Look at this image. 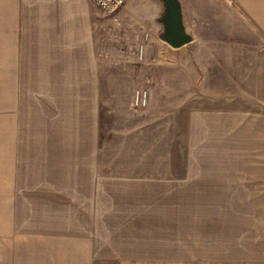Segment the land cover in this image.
<instances>
[{
	"label": "crops",
	"instance_id": "0c3cea01",
	"mask_svg": "<svg viewBox=\"0 0 264 264\" xmlns=\"http://www.w3.org/2000/svg\"><path fill=\"white\" fill-rule=\"evenodd\" d=\"M235 1L264 28V0ZM99 9L92 0H0V264H62L63 248L90 257L122 245L114 253L123 262L184 263L196 248L198 264H264V160L217 158L232 149L225 135L233 146L244 138L230 130L237 114L192 116L199 151L214 158L187 160L178 178L99 170ZM255 116L249 135L259 149L264 115ZM239 167L252 170L241 178ZM240 199L261 203L219 205Z\"/></svg>",
	"mask_w": 264,
	"mask_h": 264
},
{
	"label": "rangeland",
	"instance_id": "374dc122",
	"mask_svg": "<svg viewBox=\"0 0 264 264\" xmlns=\"http://www.w3.org/2000/svg\"><path fill=\"white\" fill-rule=\"evenodd\" d=\"M129 1L115 13L99 9L97 14V45L104 68L97 95L101 124L94 143L95 150L99 146L94 153L99 170L114 176L178 178L187 160L214 158L213 152L199 151L191 120L195 114L215 112L237 114L230 130L237 127V136L244 137L233 146V138L229 142L225 135L226 147L232 149L218 152L217 158L264 160V146L253 147L249 135L259 117L255 115H264V28L251 21L235 0H184V24L194 40L175 49L162 37L165 7L153 0ZM137 90L147 92L144 103H137ZM3 127L2 120L0 133ZM85 139L89 143L90 138H79L83 147ZM0 148V177H5L4 135ZM238 170V176L246 178L252 168ZM221 202L222 207L237 202L240 208L261 203ZM174 204L181 207L182 201L175 199ZM123 250V245L101 247L87 257L81 248H63L62 264H198L196 248L184 263L123 262L114 253ZM24 252L22 257L27 256ZM69 252L75 259L78 255L79 263ZM80 253L90 261L81 263L85 257Z\"/></svg>",
	"mask_w": 264,
	"mask_h": 264
},
{
	"label": "water",
	"instance_id": "95a60500",
	"mask_svg": "<svg viewBox=\"0 0 264 264\" xmlns=\"http://www.w3.org/2000/svg\"><path fill=\"white\" fill-rule=\"evenodd\" d=\"M164 12L161 21L164 24L163 39L172 47H180L192 40L183 22L180 0H162Z\"/></svg>",
	"mask_w": 264,
	"mask_h": 264
},
{
	"label": "built area",
	"instance_id": "2783aa9c",
	"mask_svg": "<svg viewBox=\"0 0 264 264\" xmlns=\"http://www.w3.org/2000/svg\"><path fill=\"white\" fill-rule=\"evenodd\" d=\"M95 2L102 11L110 14L117 12L125 3L126 0H92ZM147 97V92L137 90L136 99L137 103H144Z\"/></svg>",
	"mask_w": 264,
	"mask_h": 264
}]
</instances>
